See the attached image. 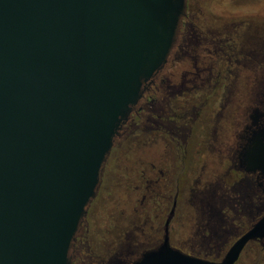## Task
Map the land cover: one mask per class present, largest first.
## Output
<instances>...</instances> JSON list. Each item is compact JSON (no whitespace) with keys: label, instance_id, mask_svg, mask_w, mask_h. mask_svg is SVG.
Here are the masks:
<instances>
[{"label":"water","instance_id":"95a60500","mask_svg":"<svg viewBox=\"0 0 264 264\" xmlns=\"http://www.w3.org/2000/svg\"><path fill=\"white\" fill-rule=\"evenodd\" d=\"M186 7L0 0V264H72L116 137L168 62ZM259 118L241 155L264 172ZM257 240L264 214L221 260H207L171 246L166 221L162 242L131 264H236Z\"/></svg>","mask_w":264,"mask_h":264},{"label":"rangeland","instance_id":"374dc122","mask_svg":"<svg viewBox=\"0 0 264 264\" xmlns=\"http://www.w3.org/2000/svg\"><path fill=\"white\" fill-rule=\"evenodd\" d=\"M186 3L187 23L191 25L189 32L197 38L205 35L208 29L221 32L222 38L230 37L226 45L232 42L239 45L237 36L242 39L250 26L264 29V0H186ZM181 39L179 34L167 64L157 75L146 98L140 101L137 129L126 140L117 139L107 159L97 195L77 238L82 245L80 256L75 257L74 249L72 264H105L108 260L104 250L106 232L114 226L113 247L118 242L115 235L119 238L124 233L128 246L136 253L156 245L161 239L175 190L179 191L177 206L169 226L170 242L174 247L186 253L208 254V258L214 259L216 251L223 255L236 240V234L247 227L248 217L241 214L242 211L238 210L239 214L230 209V200L228 205L221 207L216 198L215 208L223 218L217 232L223 235L211 238L205 233L203 240L200 236L194 238L200 204L191 190H202L207 182L216 186L218 195L228 189L218 178L204 174V167L216 173L222 162L216 151H209L207 134L210 138L212 130L216 129V138L222 137L229 142L233 139L236 95L247 93V86H233L227 80L219 85L201 84V79L187 82L197 72L190 64V57L195 55L189 50L176 58ZM196 57L201 59L202 54L198 51ZM196 67L203 78L205 73L199 61ZM226 67H220L224 76L232 70ZM240 72L246 75L242 69ZM218 110H222L223 116L219 128L213 124ZM213 171L211 173L215 174ZM139 182L140 197L135 191ZM139 201L138 220L139 214L134 210ZM135 254L127 258L132 259ZM249 257L250 248L247 247L236 264H250Z\"/></svg>","mask_w":264,"mask_h":264},{"label":"flooded vegetation","instance_id":"af4514ba","mask_svg":"<svg viewBox=\"0 0 264 264\" xmlns=\"http://www.w3.org/2000/svg\"><path fill=\"white\" fill-rule=\"evenodd\" d=\"M187 22L188 16L186 14L182 22L183 24H181L182 30L179 32L182 36L178 46L179 53L176 54V58H178L179 54L184 55L186 54V51L189 53V50H191L192 55H195L194 57H190L192 60L190 64L191 66H194V70L197 72L196 74H193V76H191L190 80L187 82L199 81L201 79V84L207 83V85H210L212 83L214 85H219L224 84V81L227 80L233 86H247V93L244 94L239 92L236 95L235 107L237 119L233 121L235 127L233 139L229 142V140L226 141L222 137L216 138V129L212 130V133L209 135L210 138H208L209 133L207 134L206 142L208 143V148L210 149L209 151H216V155L221 157L222 162L219 163L221 168L218 167L219 169L216 171V173L212 169L204 167V174L206 176L212 175V177L218 178L217 180L225 184L228 189L222 190L221 194L218 195L216 186L208 184L207 182L202 190H191L193 193H195L192 196L197 198L201 208H199V223L194 233V238L200 236L203 240L206 238L204 235L205 233H208V236L211 238L223 235L220 234V232L218 235L217 232L221 219H223L219 213V210H216L215 208L217 198L218 202L221 204V207L228 205L227 201L230 200L231 204H234L228 205L230 209L237 212L240 210L242 211L241 214H244L248 217L247 227L236 234L237 240L264 214V172L253 169V166L247 167L246 165H243V157L241 155L246 145L247 136L245 135V132L247 131V127L254 123L257 114L260 117V122L264 123V29L257 30L256 28L250 26L243 34L242 39L241 36H237L239 39H237V41L240 43L239 45L235 44L234 42H232V45H226L225 43L230 42V37L222 38L221 32L219 31L207 29L205 31V35L198 38L195 35H191L189 32L191 25ZM198 51L202 54L201 59L196 57ZM198 61L203 66L201 70L205 73L203 78H200V75L198 74L199 71L196 67ZM223 65H227L226 68L230 67L233 71H229L226 76L222 75L220 72V67ZM241 69L246 72V75L242 76L243 72H240ZM159 72L154 76L152 81L146 85L141 100L145 99L147 93L152 89ZM150 103L153 104L152 99L150 100ZM139 105L140 102L132 110L130 116L122 125V128L116 137V142L117 139L120 138L122 140H126L127 136L131 135L133 130L135 131V129H137L136 121L140 119ZM221 112L222 110L216 111L213 124L218 125L220 123L221 119L223 118ZM138 122L140 124V120ZM212 171L215 174H212ZM135 191L137 192L138 197H140V182L135 187ZM175 191V198L163 224V233L161 239L156 245L147 250L156 248L162 242L166 221H168V235L170 241L169 226L176 211L177 197L179 193L178 190ZM228 193H230V199L228 198ZM138 203L139 204L135 206L134 211L139 214V220L140 201ZM114 228H116V226L108 228L106 232L107 237L104 243L106 249L104 250L106 253L105 257H108V260L105 261V264H131L134 260L140 257L142 252L147 251H137L136 253L134 250H132L131 246H128L126 242L127 237L125 233L123 235L121 234L119 238L118 235H115L116 239L118 240L116 244L117 248L113 247L115 245L114 239L112 237L114 234ZM119 229L120 228H118V230ZM120 233L122 232L120 231ZM224 234L226 233L224 232ZM75 243V257L78 258L80 256L82 245L78 244L77 239ZM170 245L173 246L171 242ZM247 247L250 248V264H264V240L250 242L243 250L240 258L244 254V251ZM178 249L181 250V248ZM187 253L207 260L219 261L222 259L226 251L223 255H220L216 251L215 254L217 256L214 257V259L208 258V254H203V256H201L202 254L200 255L199 253L192 251ZM132 254H135L134 258H127L128 255ZM101 263L103 264L104 262Z\"/></svg>","mask_w":264,"mask_h":264}]
</instances>
